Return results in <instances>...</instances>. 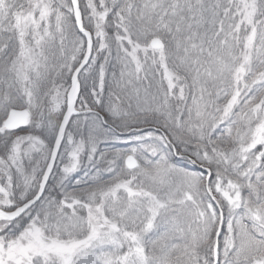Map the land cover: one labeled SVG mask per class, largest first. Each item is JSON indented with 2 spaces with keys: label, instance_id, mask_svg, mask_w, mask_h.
Instances as JSON below:
<instances>
[{
  "label": "snow or ice",
  "instance_id": "6c2138e0",
  "mask_svg": "<svg viewBox=\"0 0 264 264\" xmlns=\"http://www.w3.org/2000/svg\"><path fill=\"white\" fill-rule=\"evenodd\" d=\"M0 264H264V0H0Z\"/></svg>",
  "mask_w": 264,
  "mask_h": 264
}]
</instances>
